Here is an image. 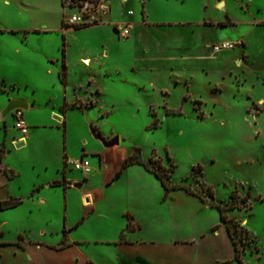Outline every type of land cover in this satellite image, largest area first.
<instances>
[{
    "label": "rangeland",
    "instance_id": "374dc122",
    "mask_svg": "<svg viewBox=\"0 0 264 264\" xmlns=\"http://www.w3.org/2000/svg\"><path fill=\"white\" fill-rule=\"evenodd\" d=\"M28 1L10 0L8 7L1 1L0 25L23 30L35 19L49 18L44 7L52 0ZM161 1L148 7L149 21L229 18L233 25L183 26L180 43L172 33L149 31L143 39H130L119 37L110 25L83 27L66 40L70 67L65 88L61 61L53 58L58 55L57 37L0 36L5 53L0 76L7 89L0 90V117L13 100L6 101L11 89L10 95L31 106L23 110L27 123L38 124L37 136L16 148L12 141L19 132L13 115L9 112L0 120V147L6 145L3 161L17 174L7 176L10 181L1 186L0 197L13 193L24 201L1 213L5 224L0 227V264H132L138 255L172 263L166 244L172 245L182 230L218 223L212 205L226 200L234 208V239L245 251V261L264 264V26L252 24L264 22V0H227L226 9H220L221 3L216 9L217 0H207L206 10L200 0L182 5ZM111 6L119 20L134 22L141 16L140 0H113ZM129 10L134 15L129 16ZM61 13L68 27L65 20L79 11L61 5ZM239 36L246 48L213 50ZM157 37L170 41L164 46ZM204 41L213 59L181 58L185 47L188 54H202ZM41 47L49 48L51 61H42ZM80 57L88 59L85 65L91 62L86 71ZM148 62L166 64H161V73L153 74L145 69ZM170 64L181 67V77L170 71ZM75 85L82 87L74 92ZM64 100H75L81 108H69L65 114L59 109ZM64 114L66 127L61 123ZM90 125L106 139L119 136V144L101 147ZM89 143L101 153L85 154L92 149ZM65 151L71 160L84 155L90 173L84 176L68 167ZM128 156L130 164L121 169ZM120 169L121 175L108 183ZM65 172L71 179L84 176L87 183L66 191L44 185L39 200L28 198L34 185L62 178ZM156 172L166 185H184L194 194L181 189L166 192ZM246 193L250 197L243 199ZM174 220L187 224L180 227Z\"/></svg>",
    "mask_w": 264,
    "mask_h": 264
},
{
    "label": "crops",
    "instance_id": "0c3cea01",
    "mask_svg": "<svg viewBox=\"0 0 264 264\" xmlns=\"http://www.w3.org/2000/svg\"><path fill=\"white\" fill-rule=\"evenodd\" d=\"M1 1L5 7L10 6V0H0V2ZM112 1L113 0H110L108 3L109 4V13L103 18V22H105V23L97 25V28L103 27L106 25H110V26H112L113 30L117 33V31L115 30L113 25L116 23H119V22H127L130 24V35H129L130 39H132L134 37L136 39L138 37L143 39L144 36L149 35L148 34L149 31H152V33H154V34L155 33H159V34L160 33H164V34L172 33V34H174L172 39L174 38L173 40L175 41L177 39V37L184 36L185 31L182 28L183 26L187 27V28H193L194 26L197 27V25H205V26L206 25H218V26H222V27L226 28V27L233 25V22L229 18H227L226 21L225 20H219L216 22H212V21L179 22L176 20L166 21L164 19H159L156 21H149L150 17H149L148 7L151 6V4L154 2V0H140L141 4H142V9H141V16L139 17L138 20H135L134 22L126 20L124 18L119 20L112 13V6H111ZM246 1H252V0H246ZM4 2H6L7 5H5ZM28 2H31V0H29ZM121 2L126 3L127 0H121ZM161 2L163 3V5H165L166 2L167 3L171 2L174 5H182L183 3L186 2V0H162ZM206 2H207V0H200V7L203 10H206V8L208 7V3L206 4ZM218 3H221L220 5H222V6L220 7V5ZM217 4L219 5L220 9H224V8L226 9L227 0H217V1H215L213 6L216 8ZM61 5H62V0H52L51 3L47 4V6L44 7V11H45V13H48L49 18H46V19L43 18L40 20L35 19L33 21L32 25H30L28 28L23 29V30L22 29H7L6 26L0 25V36L7 35L12 40H15L16 35L19 36L21 33H22V36L26 39H27V36H29V35H36L37 37L39 36V38L41 40L44 39L45 35H49V34L57 37L59 40L58 45L56 47V50L58 51V55H55L53 58L56 61H61L62 68H63V71L61 73H62V75H65V77L63 76V79L65 80V83H64V88H65V87H67V83L69 82L68 77H67V72H68V69L70 67L69 47L66 46V40L68 39V37L70 35L75 34V32L78 30H81V28L76 29L74 26H69V24H67V23H66V25H68V27H65V24H64L65 22L61 16L62 15ZM32 6H33V4H30V7H32ZM5 7H3V8H5ZM33 9L36 10V8H33ZM216 9H218V8H216ZM129 11H131V10H129ZM128 12H127V14H128ZM132 15H134L133 11H132ZM132 15H129V16H132ZM51 16H53V18H51ZM65 21H67V20H65ZM1 22H2V20H0V23ZM221 22H224L225 25H219V23H221ZM252 24H254L256 26H264L262 24H256L254 22ZM134 30H135V35L133 33ZM176 35H178V36H176ZM20 39H21V37H20ZM157 39H159L158 43L162 44L164 46L166 43H169V41H170V38L167 41H166V39L163 40V39H160L159 37H157ZM179 39H181V38H179ZM179 39H177V41H179ZM235 40L241 41V43H242L241 47L246 48L245 41L243 40V38L241 36L237 37ZM61 41H62V43H61ZM180 42L181 41H179V43ZM213 45H212V47H213ZM20 46H21L20 43L15 45L13 51L16 53L19 52L21 49ZM208 47H209V45H208L207 41L206 42L204 41L203 46L200 49L202 54L195 55V56L188 54L189 51H187V47H185V49H183V52L186 55H184V57H181V58L195 57V58H199V59H213L214 54H213V51L211 49L209 50L210 52L206 53L208 50ZM40 49L42 50V54H41L42 61L45 60L44 62H46V63L51 61L50 54L48 53V52H50L49 48H45V47L42 48L41 47ZM104 50H106V49H104ZM60 53H61V55H60ZM244 55H245V52H243L241 57H243ZM4 56H5V53L1 51V47H0V65H2L4 62V59H3ZM188 60H191V59H188ZM188 60L185 59L184 61L187 62ZM85 61H88V59L85 57L79 58L80 65H83L85 68V71H86V69L91 66V62H89L88 65H85L86 64ZM177 62L182 63V60H177ZM161 64L164 65V64H166V62H160V64L156 63V65H155V62H153V63L148 62V65L145 66V69H147V70L149 69V71H151L153 74L154 73L155 74L161 73V69L163 68L161 66ZM133 65H134V63L129 64V66H131V67H134ZM169 67H170V71L171 70L174 72L177 71L174 74L175 76H180L178 71H180L181 67L174 69L172 64H170ZM153 68H155V70ZM47 71L51 72V70L49 68ZM163 72L164 71H162V73ZM165 72H167V74H169L168 73L169 71L166 70ZM90 75H93V72L89 73V76ZM4 83H5L4 78L2 76H0V90L7 91V89L4 88L5 87ZM81 87H82L81 85H75L73 87L74 92L78 91V88L80 89ZM8 91H9V93H8L9 97L7 98L6 101H10L11 99H13V100L20 101L21 102L20 104L26 103L27 108L23 109V110H28L31 107L29 102H27L25 99H22L19 97H14V96L10 95L11 89H9ZM98 91H100V88L95 87V92L97 93ZM76 99L81 100L78 98H76ZM75 100H71V101L64 100L63 104L59 107V109L62 110L65 114H67L66 112L70 108L69 106L71 104H73L75 102ZM77 108L78 107H72L71 109H77ZM13 111L10 112L12 115H13ZM50 114H58V113L51 111ZM65 114L63 116V121L61 122L64 124V127H66V125H65L66 124V115ZM5 116H7V115H5ZM13 117H14V115H13ZM23 118H24V111H23ZM0 120H3V118L0 117ZM24 120H25L26 124L29 125L27 135L25 137H23V136H21L20 132L18 131L19 137H17L14 141H12V143H14V142H18V141L22 140L24 142L23 146L25 144H28L29 141H31L35 136H37L35 129H37V127H38L37 123H36L37 125L35 123L28 124L25 118H24ZM57 121L60 122L61 119L57 120ZM94 128L97 129V126H94ZM102 135H105V134H102ZM98 144L101 147H103L99 142H98ZM89 145H90V147H92V149L89 150V152L85 151V154H87V155L88 154H91V155H97L98 154L99 155L101 153L99 150H97V147L96 148L94 147L93 144L89 143ZM2 146H3L4 154H5L6 145L2 143L1 147ZM1 147H0V150H1ZM7 149H8V147H7ZM8 151H9V149H8ZM4 154L2 155L1 160H0V173H1L0 176L2 178V181H0V188H1V186H3L4 182L10 181V179L7 178V176L14 177L17 175L14 172V169L10 168L3 161ZM67 156H68L67 151H65L64 152V163L66 160L69 159ZM80 157H84V155H80ZM83 178L84 179H73V178L71 179L69 176H67V172H65V173H62V178H60V176H58V177H55V179H53L51 182L50 181H45V182L42 181L41 183H39V185H34L31 188V190L29 191L27 196H28V198H32V199L37 198V200H39L40 196H41L39 194V190H41L44 185H50L49 187L62 188L63 191H66V189L69 188V186L67 185L68 181H81V182H83V186H84L87 182H86V179L84 176H83ZM87 178H88V176H87ZM112 178L110 179V181L108 183L112 182ZM55 181H57L59 183L56 185H52V183ZM85 194L90 195L89 192H86ZM12 200H20L21 202L19 204H17L16 206H13V207H9V208L5 207L6 203L8 201H12ZM23 202L24 201H23L21 196H17L13 193H8L6 196L0 197V227H1V225L5 224V220L2 219L1 213L5 210L14 209V208L18 207L20 204H22ZM40 202L44 203V200H40ZM86 203H89V199H87ZM245 221H246V218H244L243 222H245ZM173 223H174V225H176L178 222L174 220ZM181 223L184 224L183 226H185L187 224V222H183V221H181ZM182 224L178 223V225L180 227ZM191 226L192 225H190L189 227H191ZM182 232H183V235L181 234L182 235L181 237H177V238L173 239V241H174L173 244L170 242L172 245L166 244V246H165V247H168L167 249L169 250V252L173 256L172 257L173 261H170L172 263H167L166 261L165 262L160 261L159 263L157 261H150V260L146 261L144 258H141V255H138L139 259H137L135 262H132V264H215L216 262H223V261H227V260L230 261V263H228V264H237V262L235 260H233V258H234L233 245H232L231 240L228 236V233L226 231L225 226L220 222V220H218V223L214 222L212 224H207V225L199 226L196 228L193 227L192 229L190 228V229H186L184 231L182 230ZM66 234H68V233L66 232L65 235ZM50 246H52V245H50ZM188 247H190L191 249L193 248L194 250H192V252H189Z\"/></svg>",
    "mask_w": 264,
    "mask_h": 264
},
{
    "label": "built area",
    "instance_id": "2783aa9c",
    "mask_svg": "<svg viewBox=\"0 0 264 264\" xmlns=\"http://www.w3.org/2000/svg\"><path fill=\"white\" fill-rule=\"evenodd\" d=\"M110 0H62V7L76 8L79 14H72L67 18L69 26L81 25L92 26L103 24V18L109 13ZM132 15V11L128 12ZM119 37L128 38L130 35V24L127 22H119L113 25ZM235 46H242L241 41L236 42H222L213 47V50L220 51L222 49H232ZM14 115V128L17 129L21 136L25 137L28 133V125L23 118V111L15 109ZM66 165L70 168L79 170L82 175L86 176L90 173L91 167L83 157L76 160L68 159L65 161Z\"/></svg>",
    "mask_w": 264,
    "mask_h": 264
},
{
    "label": "trees",
    "instance_id": "16d2710c",
    "mask_svg": "<svg viewBox=\"0 0 264 264\" xmlns=\"http://www.w3.org/2000/svg\"><path fill=\"white\" fill-rule=\"evenodd\" d=\"M262 25H264V22L261 23ZM219 25H225L224 22H221L219 23ZM74 27L76 29H80V28H83V27H87V26H81V25H74ZM63 82L65 83V80H63ZM70 108L72 107H77V105L75 103L71 104L69 106ZM78 108H80V106H78ZM4 154V149H3V146L1 147V150H0V160H1V157L2 155ZM130 156H128L122 166L121 169H123L126 165L130 164ZM118 170L117 173L114 175V177L112 178V181L117 179L120 175H121V172L122 170ZM155 176L161 180L162 184L165 186V190L166 192H168L169 190L171 189H181L183 191H185L186 193L188 194H194L192 190H190L188 187L184 186V185H172V186H168L165 184V179L161 177L160 174H158L157 172L155 173ZM59 182H57L58 184ZM56 185V184H55ZM167 194L165 193V196ZM249 198L250 195L249 193H246L245 196L243 197V199L245 198ZM198 198L202 201H204L202 199V197L198 196ZM229 198H231V194L229 195ZM21 201L20 200H12V201H8L5 205V207L9 208V207H13V206H16L17 204H19ZM228 204V201H219L217 203H214L212 206L217 210L218 212V216H219V220L220 222L225 226L226 228V231L228 233V236L231 240V243L233 245V248H234V258L233 260H235L237 262V264H248L246 261H245V251L244 250H239L236 242H235V239H234V234L238 232V225L236 223V217L231 215L230 212L234 209L231 205H227ZM230 263L229 260L227 261H223V262H216L215 264H228Z\"/></svg>",
    "mask_w": 264,
    "mask_h": 264
},
{
    "label": "water",
    "instance_id": "95a60500",
    "mask_svg": "<svg viewBox=\"0 0 264 264\" xmlns=\"http://www.w3.org/2000/svg\"><path fill=\"white\" fill-rule=\"evenodd\" d=\"M221 6L222 5H220V7ZM20 103L21 102L18 100H11L9 105H8V108L3 112L1 117L4 118L5 115H7L9 112H12L15 109H22L23 110V109L27 108L26 103H23V104H20ZM54 118L57 120H60L59 117L54 116ZM90 132H91L93 138L96 141H98L103 146V148H111V147H114V146L119 144V136H117V135L110 138V139H106L103 135L98 133L91 125H90ZM23 144H24V142L22 140L18 141L15 143V147L19 148V147L23 146ZM67 185L69 187L81 189L83 186V182H81V181H68Z\"/></svg>",
    "mask_w": 264,
    "mask_h": 264
}]
</instances>
